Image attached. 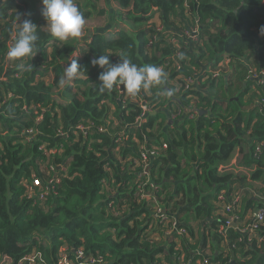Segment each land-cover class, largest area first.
Returning <instances> with one entry per match:
<instances>
[{
  "label": "trees",
  "instance_id": "obj_1",
  "mask_svg": "<svg viewBox=\"0 0 264 264\" xmlns=\"http://www.w3.org/2000/svg\"><path fill=\"white\" fill-rule=\"evenodd\" d=\"M111 2L115 5L113 10L106 8ZM78 4L84 18L95 13L83 11ZM99 4L87 2L84 7H95L99 22L109 15L110 22L92 29L86 44L75 39H53L43 23L34 22L39 40L36 54L23 60L25 65H32L31 70H26L18 66L20 61L5 66V59L7 40L15 39L18 24L23 22L20 15L32 20L29 2L0 0V257L8 256L15 264L25 255L39 251L43 264H56L59 250L65 245L73 249L81 247L86 255H98L95 264H177L179 257L184 263L178 264H201L205 260L204 264H264V223L258 231L262 242L254 236L257 233H252L249 239L234 227H228L224 236L217 231L224 225L220 212L216 220H210L203 237V249L208 247L210 256L185 240L178 251L171 241L150 242L146 231L151 222L150 203L137 195L138 173L122 168L112 153L117 137L122 139L118 148L121 157L136 155V141H143L148 147L165 146L151 167V178L157 184L154 192L157 200L190 233V219L210 218L217 193L230 190L239 179L244 181L240 188L243 190L240 211L242 202L243 210L264 207V198L248 197L251 193L246 176L239 178L223 168L239 148L237 166L251 170L250 180L260 181V186L255 185L254 189L264 196V146L255 152L256 145L264 142V106L260 103L264 99V86L249 93L251 86L257 87L251 69L259 71L264 67V35L258 33L264 27V0L188 2L192 17L202 25L199 33L202 43L191 42L190 47L187 45L189 49H181L188 56L189 65H184L185 59H179L182 68L176 73L189 76L205 64L207 68L218 69L225 57L236 64L232 71L220 70L215 77L200 76L199 84L188 92H184L183 85L178 89L167 87L166 83L152 87L154 94L150 98L156 101L157 108L143 117L140 127L130 125L139 110L131 103L123 106L116 101L117 86L108 91L99 89L98 77L104 69L93 66L91 61L107 53L111 54L112 63L114 55L122 59L119 55L126 54L138 65L161 67L168 61L171 67L172 45L164 39L146 51L148 35L154 32L155 23L150 20L158 12L166 28H175L169 16L178 13L185 21L184 2L104 0L105 7ZM115 18L133 25V30L130 32L120 24L113 36H105ZM14 24L17 27L13 28ZM176 30L181 31V27ZM77 47L80 52L75 59L82 79L73 80L79 85L69 82L63 85L60 79L64 68ZM255 55L257 59H251ZM54 93L69 94L70 98L57 101ZM191 100L190 112L184 108ZM41 110L42 120L35 122L34 117ZM178 110L181 113L171 120ZM204 110L207 112L199 114ZM192 113L195 116L189 118ZM82 120L95 126L108 122L109 130L96 133L92 129V134L84 135L78 129L73 133ZM28 129L36 130V135L29 138L22 135ZM59 131H68L69 140L58 136ZM44 145L45 148L39 149ZM48 150L53 153L46 154ZM46 162L55 165L58 181L52 185L53 195L40 202L37 193L27 197L26 186L21 182L24 179L30 182L32 174L37 173V188H44L46 182L38 173L37 163ZM59 164L65 165L66 170L62 171ZM102 180H106L104 186ZM43 204L47 211H43ZM45 239L48 244L42 243ZM207 239L210 243H206ZM68 257L74 259V253L70 251Z\"/></svg>",
  "mask_w": 264,
  "mask_h": 264
},
{
  "label": "built area",
  "instance_id": "obj_2",
  "mask_svg": "<svg viewBox=\"0 0 264 264\" xmlns=\"http://www.w3.org/2000/svg\"><path fill=\"white\" fill-rule=\"evenodd\" d=\"M5 2V0H2ZM75 1V0H74ZM190 0H183L184 2V17H186L184 21V26L182 25H176L174 24L175 28H166L164 24L161 22L159 24H154V32L149 36L148 35V42L146 44V51H150L151 45L155 43L158 40L164 39L166 42H168L170 45H172L171 54H170V60L172 61V66H168V61L165 62L161 67L163 70H167L168 77L167 80H169L168 85H174L178 86L176 89L184 87V92H188L190 90L195 89V87L200 82V76L205 79L209 74L212 75V77L217 76L221 71V66L219 64L218 69H210L207 68L208 64H205L200 70L195 71L189 76H184L182 73L178 74L176 73L177 70H180L182 68V65L180 64L179 59H185L184 65L188 64V56L185 54H182L181 49L183 48V45L180 44V41L182 42H189V43H195L199 45V33L201 29V24H199L197 18L194 19L192 17L191 12L189 11V5L188 2ZM198 1V0H195ZM158 15V12H154L152 19L150 22H154L155 17ZM182 17V16H181ZM8 18L5 19L7 21ZM171 20V19H170ZM172 21V20H171ZM149 22V23H150ZM173 22V21H172ZM181 26V31H177L176 28H179ZM17 27L16 24H14L13 28ZM180 40V41H179ZM14 39L10 38L7 40L8 47L10 48L13 44ZM224 59L229 58L225 57ZM223 59V60H224ZM222 60V61H223ZM121 59L118 57V55H114L112 58V63L117 64L120 63ZM5 66H12V61L9 60L7 57L5 59ZM209 67V66H208ZM166 68V69H165ZM174 70L173 77L169 75L171 70ZM221 70V71H220ZM220 71V72H219ZM171 74V73H170ZM251 77L257 79V83L259 86H264V68L259 70L258 72H253L251 70ZM174 81V84L172 83ZM165 83V82H164ZM119 95L116 98V101L120 103L121 105L125 106L128 103L133 104L136 107V111H138L137 115L134 118V121L132 124L134 127H140L142 119L147 114L151 113L153 110H156V101H153L150 97L154 94V91L152 89L149 90H141L140 93H138L136 96H130L126 90L123 89V86H117ZM144 92V96L142 94ZM169 93V92H168ZM172 98V94L170 95ZM193 96L188 95L187 98L192 99ZM152 101H150V100ZM174 99V98H172ZM161 101L163 99H160ZM104 102V101H103ZM107 103V101H105ZM260 103L262 106H264V99L262 98L260 100ZM184 109H192L193 102L191 100L190 104L185 106ZM184 112V110H183ZM181 113L180 110H178L176 113L171 115V120L176 119V116ZM195 116V113L189 114V118H193ZM42 120V110L41 113L37 114L34 117L35 122H39ZM121 124L120 121H118V125ZM108 122L104 124L103 126L98 125L95 126L92 124L89 120H82L80 123H78L75 127L76 130L83 131L84 135L86 134H92L93 131L96 133L100 132H107L108 129ZM129 127V125H127ZM22 135H24L26 138L33 137L36 135V130L34 129H28L22 132ZM58 136H62L64 139L67 140L69 138V132L68 131H59ZM122 144L121 137H117L115 139V146L112 149V153L115 154V157L120 161L122 168L126 167L127 169L133 170L137 174V195L142 200L147 201L150 203V210H151V222L149 224V227L146 229L147 233L150 234L149 241L154 242V240H157V226L159 225H167L169 224L171 228L175 229L179 234H187V230L184 226H181L177 219L174 217V213H171L168 210V207L165 206V204H162L161 201L157 200V196L154 192L155 189H157V184L152 180L151 178V167L154 160L157 159V154L161 149H164V145L159 148L155 145H151L148 147L146 144H144L143 141H136L135 146L138 147V151L135 156L128 155L121 157V155L118 152V148ZM264 145V142H260L255 147V152H260L262 150V147ZM58 147L60 148L59 151H62V143L58 144ZM45 148L44 146H40L39 149ZM53 153L52 150H48L46 154ZM38 164V163H37ZM44 169L46 170V174H48L49 179H44V181L47 184V187L50 192L44 193V188H37L38 179H33L35 186L30 183L26 185V195L27 197L31 198L37 191L35 189H38L37 198L40 200V202H44L45 199L49 195H53L52 192V185L55 181H58L57 173L54 170L55 165L53 163H43ZM62 171L66 170V166L63 164H59V166ZM106 169V167H105ZM39 173V172H38ZM34 174V173H33ZM33 177H36L33 175ZM40 177L42 178L41 174L39 173ZM31 182V181H30ZM106 183V180H102V186H104ZM148 185V188L146 187ZM257 198L263 199L264 196L256 194ZM243 197V190L238 188L234 189L233 187L228 190L224 189L217 193L215 199L213 200V206L214 211L220 212L223 217L221 221L223 222V227H219L218 232L223 234L225 236L226 229L228 227H234L241 233L248 236V238H252V233H257L254 236L257 238L259 242L263 241L262 235L258 234V231L261 226H263L264 223V207L256 208L254 210H251V214L249 215V219L247 222H244L241 224V213H240V201ZM125 204V201L123 202ZM109 206H112V201L109 203ZM238 208V209H237ZM115 214H118V212H115ZM159 224V225H158ZM239 224L237 227L236 225ZM72 251L74 253L75 258L72 259L68 257V254ZM98 255H92V254H84L83 249L81 247L77 249L69 248L68 246H63L58 253L56 264H95L98 261ZM5 261L7 259H11L8 256H3ZM207 259V258H205ZM204 259V260H205ZM206 263V260L203 261L201 264ZM16 264H43V258L41 255V252L39 251H33L27 255H25L23 258L19 259ZM208 264V263H207Z\"/></svg>",
  "mask_w": 264,
  "mask_h": 264
},
{
  "label": "clouds",
  "instance_id": "obj_3",
  "mask_svg": "<svg viewBox=\"0 0 264 264\" xmlns=\"http://www.w3.org/2000/svg\"><path fill=\"white\" fill-rule=\"evenodd\" d=\"M41 2L43 5L41 16L46 20L45 28L49 30L48 34L53 39L68 41L70 38L75 39L81 35L85 19L74 0H41ZM261 34L264 35V27L261 28ZM38 40L37 25L30 19L23 20L18 24L13 44L6 52L7 58L11 61H20L19 67L31 70L32 65H25L23 60L36 54ZM110 56L111 54L102 53L91 61L93 66L104 69L98 77L101 82L98 85L101 91L112 90L115 86H123L130 96H136L141 90H149L163 84L166 80L167 74L159 66L154 64L138 65L127 58L126 54L119 55L122 58L121 62L113 64L110 62ZM79 69L78 61L72 59L70 64L64 68L60 82L66 83L77 79L81 73ZM169 95H171V91H169ZM12 264L14 263L12 262Z\"/></svg>",
  "mask_w": 264,
  "mask_h": 264
},
{
  "label": "crops",
  "instance_id": "obj_4",
  "mask_svg": "<svg viewBox=\"0 0 264 264\" xmlns=\"http://www.w3.org/2000/svg\"><path fill=\"white\" fill-rule=\"evenodd\" d=\"M91 3L94 4L95 3V0L93 1H88V0H80L79 2V5H80V8L83 10V11H86L87 9H89L88 7H84V3ZM29 2V6H30V9H31V19L33 20L32 22H36V23H43V27L45 28L46 27V20L41 16V9L43 7L42 5V2L41 0H28ZM92 7V6H90ZM90 10V9H89ZM29 15V14H28ZM37 15V16H36ZM91 15L93 16L94 13H91ZM20 17L22 18V20H25V16L23 15H20ZM170 19L176 24L178 23L179 21H183L184 18L181 17L178 13L175 14V16H173L172 14L169 16ZM109 15L107 17V20L109 19ZM85 19V26H84V29L81 33V35L77 38H75V41H78V42H81L82 44H86V42L89 40L88 37H90L89 35V32L93 29L91 27V24L92 23H96L97 26H100L99 28L107 25L108 23L106 24H103L104 22V19H103V22H99L96 18H92L91 16L88 18H84ZM160 15L158 14L155 19H154V23L155 24H159L161 23V20H160ZM111 25H112V22H111ZM178 25V24H176ZM94 27V28H95ZM47 29V28H46ZM48 30V29H47ZM49 31V30H48ZM117 30H115L112 34H105V36H113L115 34ZM71 39V38H70ZM88 39V40H87ZM84 41V42H83ZM263 55H264V52H263ZM78 56V53L77 52H73L70 57H69V62H71L72 59H75L76 57ZM252 58H255L257 59V56L255 55L254 57H251ZM236 63L233 62L231 59L228 60V59H224L223 61H221L220 63V66H221V69L223 67H226V69L224 71H232L234 65ZM264 64V63H263ZM252 67L254 68V65L252 64ZM261 67V65H260ZM261 68H264V67H261ZM259 68V70L261 69ZM253 72H258V71H254L253 69H251ZM166 72V74L168 73L167 70H164ZM169 75L171 77H173L172 74L169 73ZM82 77V75H81ZM167 77L168 75L166 76V80H165V83L166 84H169V80H167ZM255 84L257 85V87H250L249 89V93H256L258 91V83H257V79H255ZM167 87H170V88H177L178 86H174V85H167ZM260 87V86H259ZM167 91L169 92L168 88H167ZM163 97V96H162ZM240 157V152H239V148H236L234 153H233V156L231 158V160L226 164V166H224L223 168L224 169H227L228 171H232L233 173H235L237 176L242 177V176H246V186L249 187V191H250V195H248V197H251V195L255 196L257 193H260V191L257 192L256 189H254V186L255 185H258L260 186V181H251V180H248V170H244V169H240L237 165H238V159ZM249 169V168H248ZM250 170V169H249ZM251 171V170H250ZM241 184L243 185L244 184V181H241L240 182V179L238 181H236L234 183V185L232 186L234 189L236 188H243L241 187ZM242 205H243V202H242ZM242 205H241V224L244 223V222H247L248 219H249V215L251 214V208H247L246 210H243L242 209ZM238 209V208H237ZM218 212L214 211L213 210V213L211 214V217L208 218V219H202V218H194V219H190V221L188 222V225L190 226V230H191V233L187 230V234H179L175 229L171 228L169 224L167 225H159L157 226V242L159 243H162L164 244L165 242H173L175 244L174 248L175 250H180V243L182 240H185V242H187V244H190L189 246L191 245H194L196 246L195 249H198L202 254L206 255V256H210V250L209 248L207 247H204L206 248L205 250L203 249V237H204V233H206L207 231V228L210 227V220H216L218 217L216 216ZM239 224L236 225V227L238 226ZM208 226V227H207ZM219 229V228H218ZM215 231V230H214ZM218 231V230H217ZM206 243H210V240L207 239V242ZM177 250V251H178ZM164 257V256H163ZM178 263H184L183 262V259L181 257H179L177 259V264Z\"/></svg>",
  "mask_w": 264,
  "mask_h": 264
},
{
  "label": "rangeland",
  "instance_id": "obj_5",
  "mask_svg": "<svg viewBox=\"0 0 264 264\" xmlns=\"http://www.w3.org/2000/svg\"><path fill=\"white\" fill-rule=\"evenodd\" d=\"M88 1H93V0H88ZM75 3L77 2V4H78V0H75L74 1ZM83 3H84V1H83ZM92 3V2H91ZM100 3V4H99ZM99 4V7H105V4H104V0H95V3H94V5L95 6H97ZM79 5V4H78ZM110 7H106L107 9H112L113 10V8H112V5L115 7V5L111 2L110 3ZM89 9H90V11H94L95 13H94V16H92V18H97L96 17V12H97V10H96V8L95 7H88ZM93 13V12H92ZM37 16V15H36ZM109 20L110 19H105L104 20V24H106V23H108L109 22ZM121 24V26H126L128 29H129V31L131 32L132 30H133V28H134V26L133 25H131V24H129V23H127L126 21H122L121 19H119V18H115L114 19V22H112V25H111V27H109L108 29H107V31L105 32V34H112L115 30H117L118 28H117V26L116 25H120ZM143 24H146V23H143ZM97 24L96 23H92L91 24V27L93 28V29H95V28H97V27H100V26H97V27H95ZM95 27V28H94ZM258 33L259 34H261V28H259L258 29ZM262 41H263V43H264V37L262 38ZM84 42V41H83ZM184 43V45H183V48H184V50H187V49H189V47H190V44H189V42H187V41H185V42H183ZM202 43V39L200 40L199 39V45ZM187 45H189V47L187 46ZM198 46V45H197ZM75 52H77L78 53V55H79V52H80V47H77L76 48V51ZM69 64H70V62H69ZM162 68V67H161ZM226 69V67H223L222 68V71H224ZM77 79H82L81 78V74L79 75V77L77 78ZM76 79V80H77ZM67 83V82H66ZM70 84H72V85H79V82H75V81H71V82H69ZM61 84H63V85H65V83H61ZM60 84V85H61ZM156 87V86H155ZM263 87V86H262ZM142 94H143V96H144V92H142ZM54 98L57 100V101H65V100H67V99H69L70 98V95L69 94H63V93H61V94H58V93H54ZM257 101H255V103H256ZM68 139V138H67ZM69 140V139H68ZM53 151V150H52ZM37 170H38V172L41 174V176H42V179H49V177H48V174H46V170L44 169V166L41 164V163H38L37 164ZM245 170H248V172L250 171L249 169H245ZM33 175H35L36 177H33L32 176V179H31V182H27L26 181V179H24L22 182H21V184H23V185H28V184H30V183H32L34 186H35V183H34V180L33 179H37L38 177H37V173H34ZM247 178V177H246ZM248 180H250V177H249V174H248ZM236 189H238V188H236ZM35 191H37L38 192V189L36 188L35 189ZM36 192V193H37ZM44 193H47V192H50L49 191V189H48V187H47V184H46V186H45V189H44V191H43ZM38 194V193H37ZM42 207H44L43 209V211H47V206H45V204H43V206ZM42 243H44V244H48L49 243V241L47 240V239H45V241H43ZM12 262H13V260L12 259H7L6 261H5V259L3 258V257H0V264H12Z\"/></svg>",
  "mask_w": 264,
  "mask_h": 264
},
{
  "label": "flooded vegetation",
  "instance_id": "obj_6",
  "mask_svg": "<svg viewBox=\"0 0 264 264\" xmlns=\"http://www.w3.org/2000/svg\"><path fill=\"white\" fill-rule=\"evenodd\" d=\"M172 23L175 24L174 22H172ZM176 24H178V26H179V25H181V26L183 25V26H184V21H179V22L176 23ZM181 26H180V27H181Z\"/></svg>",
  "mask_w": 264,
  "mask_h": 264
},
{
  "label": "water",
  "instance_id": "obj_7",
  "mask_svg": "<svg viewBox=\"0 0 264 264\" xmlns=\"http://www.w3.org/2000/svg\"><path fill=\"white\" fill-rule=\"evenodd\" d=\"M253 78V77H252ZM254 80L256 79V78H253ZM190 112H191V109H190ZM207 111L206 110H204V111H199V114H202V113H206ZM170 122H171V120H170Z\"/></svg>",
  "mask_w": 264,
  "mask_h": 264
}]
</instances>
